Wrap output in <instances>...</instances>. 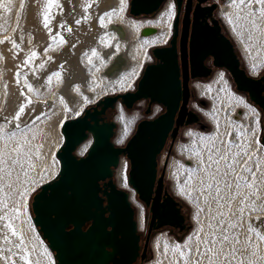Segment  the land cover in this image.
Segmentation results:
<instances>
[{"label":"bare ground","instance_id":"obj_1","mask_svg":"<svg viewBox=\"0 0 264 264\" xmlns=\"http://www.w3.org/2000/svg\"><path fill=\"white\" fill-rule=\"evenodd\" d=\"M91 1L58 0L62 8L50 10V22L45 28L46 0H0V30L7 28L3 33L6 35L13 28L7 37L0 39V170H15L10 176L11 184L21 188L13 200L16 218L9 221H14V227L20 229L18 235L25 240L23 251L32 258L39 248L43 249L47 264H56L54 252L35 226L23 192L35 181L38 186L33 192L58 178L61 162L57 154L65 144L62 131L65 123L79 119L87 108L108 96L134 91L151 58L150 50L168 45L176 13L174 0H166L153 18L141 22L124 13L127 0H123L122 12L121 0L92 1V14H89L83 5ZM253 7L258 16L259 6ZM173 12L169 18L167 14ZM248 12L249 9L234 7L233 0H228L219 4L217 14L242 53L248 74L258 78V69L264 64V20L257 19L261 28L258 31L250 22L256 17L249 16ZM105 13L113 15L105 19L107 26L101 27L100 18ZM77 20L80 23H76ZM146 27L155 28L157 32L142 36L140 32ZM93 50L98 53L95 57L91 56ZM42 62H48L45 70L29 80H20L15 73L17 69L27 73ZM53 73H60L62 82H58ZM192 83L197 96L210 104L208 109L196 103L192 108L206 119L212 130L189 129L185 136L190 142L175 143L173 151L180 159L169 161L166 179L173 181L176 196L182 189L194 191L197 203L191 205L194 211L190 220L197 237L193 240L189 235L185 242H180L166 233L154 235L151 242L154 258L144 264H197V260L200 264H209L210 260L212 264H229L224 256L233 248L235 254L229 256L231 262L235 259L236 264L240 261L264 264V240L255 234L264 236V228L250 230L253 221L264 219V215L261 216L264 213L261 114L244 95L233 89L224 70L215 71L207 82ZM32 101L38 103L39 110H34L38 114L31 125L18 131L13 124L15 116L21 106ZM142 106L143 100L137 107ZM153 110L152 117H155L160 108L156 105ZM3 117L11 120L4 124ZM139 118V109L129 112L117 103L115 145L126 146ZM247 124L250 127H246ZM92 144L90 135L79 145L76 154L84 156ZM166 154V151L162 153L161 164ZM127 166V159L122 156L115 169V179L121 189L128 191L129 200L137 209L138 230L144 233L147 231L145 208L128 183ZM224 236L228 241H223ZM185 245H188L187 250ZM206 245L220 254L215 257L213 253L204 254Z\"/></svg>","mask_w":264,"mask_h":264},{"label":"water","instance_id":"obj_2","mask_svg":"<svg viewBox=\"0 0 264 264\" xmlns=\"http://www.w3.org/2000/svg\"><path fill=\"white\" fill-rule=\"evenodd\" d=\"M165 1L131 0L130 13L133 16L154 14ZM175 1L170 46L152 49L157 62L145 66L136 90L108 96L87 108L79 119L63 126L65 144L57 154L60 174L55 181L42 186L32 201L34 224L55 253L56 264H136L148 254L153 227L185 229L186 217L179 201L165 187L166 163L161 170L159 157L170 139L172 150L182 126L196 124L201 119L190 108V74L193 78L209 77L207 57L213 58L216 67L226 68L237 90L247 93L264 114V74L258 78L250 76L241 67L236 43L222 33L220 19L213 18L212 24L208 22L219 4L228 0L210 5L205 4L211 0ZM183 5L185 17L179 59L177 37ZM156 32L155 28L146 27L140 34L147 36ZM146 99L149 100L147 115L156 103L164 106L165 111L138 122L125 147L115 145L117 126L114 120L103 121L102 116L119 101L132 109ZM200 104L204 106L207 102L200 100ZM90 135L93 137L91 148L84 156H78L77 148ZM122 156L130 163L129 183L152 214L143 246L136 210L129 194L115 180V169Z\"/></svg>","mask_w":264,"mask_h":264},{"label":"rangeland","instance_id":"obj_3","mask_svg":"<svg viewBox=\"0 0 264 264\" xmlns=\"http://www.w3.org/2000/svg\"><path fill=\"white\" fill-rule=\"evenodd\" d=\"M92 1L95 2L96 0H92ZM92 1L89 2V4L92 5V3H93ZM130 1L131 0H127V4H128L127 5V9H124V13H126L128 17H135V18H138L141 22H143V21H146L147 19L153 18L154 15L156 14V13H154V14H150V15L133 16L130 13ZM213 1L214 0H211L210 2H213ZM111 2L113 3L114 0H111ZM174 2L176 3L175 0H174ZM216 2H218V0ZM175 6H176V4H175ZM125 7H126V5H125ZM92 9H93L92 6L90 8H88L87 11H88L89 14H92L91 13L92 11H90ZM175 9H176V7H175ZM217 13H218V11H217ZM173 20H174V18H173ZM222 24H223L224 29H225V32H226L227 31V27L224 25V22H222ZM6 29L4 28V29H1L0 30V39L1 38H4V37H7L8 34L11 32V30L13 28H11L9 30V33H6V35H4L3 33L7 31ZM226 34L229 37H231L228 32H226ZM151 51H152V49L150 50L151 58L149 59V61L147 62V64L156 63V61H157L155 59V57L153 56V54H152ZM236 52L239 54V57H240V60H241V63H242V68H244L247 71V73H248V68H247L246 63H245V61L243 59V56L240 55L242 53L240 52L237 44H236ZM47 65H48V62H42L41 64H38L35 68H33L31 71L28 70L27 73L25 72V70H23L24 71L23 72L21 69H17L15 71V73L19 77L20 80H22V79L29 80L31 77L37 76L39 73H41L42 71H44L45 68L47 67ZM261 67L260 68L262 70L260 68L258 69V74L260 76H261V74H264V64H263V66L261 65ZM226 76H227L228 80L231 82V84L233 86V89L236 92L244 95L249 100V102L251 104H253L259 110V112L261 114L260 115V122H261V135H260V139H261V142H262L263 116H264L263 111L261 110V108L259 106H257L255 103H253L250 100V98H248L249 96H248L247 93L240 92V91L237 90L236 85H235L232 77L228 76V74H226ZM208 80L209 79H204V80H200V81L207 82ZM137 84H138V81L136 82V85H135V89L134 90H136ZM192 95L193 96H192L191 102H190V108L192 110H194L192 107L194 106L195 103L198 104L203 109H208L209 108V106H210L209 102L206 101L205 99L199 98L197 96V93H196V91L194 90L193 87H192ZM44 100H46V98ZM200 100H205L207 102V104L204 105V106L201 105L200 104ZM119 102L122 104L123 108L125 110L129 111V112H131V111H133L135 109H139L140 110V118L137 120L136 125H135V127H134V129L132 131V134L129 136V138H128V140H129L130 137L135 133L138 122H140L141 120L146 119V118H151L152 115H153V113H154V110L152 111V113L150 115H147L146 114L145 110L147 109L148 104H149V100H147V99L146 100H143V106L142 107H137V105H138L137 104L132 109H127L123 105V103L121 101H119ZM156 105H158L159 108H160V110H161V111L159 110V113L158 114H161V113H163L165 111L164 106H162L159 103L154 104L153 105V109H154V107ZM37 106H38V103L36 101L29 102L27 105H25L23 107L24 108L23 112L22 113L19 112L15 116V117L18 116V119L15 118L13 124L15 125V127H16V129L18 131H22V130L26 129L29 125H31V123H33L35 116L38 114V112L34 111L35 109L38 108ZM37 110H39V109H37ZM33 114H35V115L32 116ZM115 114H116V107H114V108H112V109H110L108 111V114H107V122L113 121ZM158 114H155V116L158 115ZM199 115H200V118H201L200 121L198 123H196V124H192V125H189V126L185 127L182 130V132L179 134V136H178V138H177V140H176L175 143H177V142L182 143V144L189 143L190 142V138H187L185 136L186 132L189 129L196 128L199 131H203V132H209V131L212 130V126L209 125V123L206 121V119L203 118V116L200 113H199ZM2 119H4V120L7 119L5 122H4V120L2 121V123H4V124H7V122H9L11 120V119H9L7 117H5V118L3 117ZM246 127H250V125L247 124ZM170 143H171V139L168 141V143H167V145H166V147L164 149V151H166L167 154H166V159H165L164 163L161 164V170L163 169L162 166L166 163V160H167V163H166V169H165V171H167V167H168L169 161L172 158H175V159H178V160L180 159V155L173 151L174 150L173 148L175 146V143L173 144L172 150H170ZM262 144L264 145L263 142H262ZM168 149L170 150V152H168ZM161 156H162V154H161ZM161 156L159 157L160 161H161ZM126 159H127V162H128V166H127V169H128L127 170V177H128V183H129V168H130V163H129V160H128L127 157H126ZM14 171L15 170H11V169L0 170V264H11L10 261H7V260L3 259V257H6V256H10L11 257V260L14 261L15 264H29V262H30V264H47L48 260H47V258L45 256V252L43 251V249L39 248L36 251V253L34 254V256L32 258L26 252L23 251V246H20L21 245V237H20V235H18V234H20V229L17 228V227H14V225H15V222L14 221H13V223L9 221L12 218L13 219L16 218V214H15L16 211L13 210V200H14L15 197H18L19 193L21 192V188H18V187L13 186L11 184L12 181L10 179V176H11V174ZM165 182H166V185H165L166 188L169 190V192H171L172 194H174L175 198L180 203L181 211H182L183 215L186 217V223H185L186 224L185 225L186 227H185V229L183 231L179 230L178 228H171V227H164V228H161L159 230L154 231L151 234L150 246H149L148 254H147L145 260L144 261L139 260L136 264H144L145 262L150 261V260H152L154 258V253L151 250V242H152V239H153L154 235H156L158 233H166L169 238H175L176 240H178L180 242H185V240L188 238L189 235L191 236V239H193V240L197 237L196 232H194V229H193L194 226H192L193 225L192 224V220H190L191 219V216H192V213L194 211V208L191 205L197 203V199H196V196H195L194 191H192L191 189H182L181 191H178L177 192L178 195L176 196L175 193L172 190L173 181L172 180H169V179H166ZM129 185L131 186L130 183H129ZM37 186H38V181H35L34 184L29 185L26 188V190L23 192L24 199H27L28 200L29 210H30V213L32 214V216H33V213H32L33 196L36 193H38L39 190L41 189V187H40L35 192H33V190H35L37 188ZM126 192L128 193V191H126ZM135 192H136V190H135ZM136 198L138 199V201H140L143 204V206L145 208V220H146V225H147L146 226V230H147L148 223L150 221V216H151L150 213L151 212L147 208V206H145V204L143 203V201H141L139 199L137 193H136ZM5 205H7V206H5ZM132 206L135 208V210H136V216H137V209H136V207L134 205H132ZM6 213H9L8 217L5 216ZM263 215H264V213L261 214V216H263ZM249 218L250 217H247V220H251ZM262 218H264V217H262ZM259 220H257V219L255 220V221H259V222H254V221L252 222V229H254L255 231H259L260 227H262V226L264 228V219H259ZM258 223H260V224H258ZM9 224L12 225V228L11 229L8 227ZM12 229H15L16 230V233H17L16 235H13L12 234ZM191 229H192V232L190 231ZM138 232H139V234L142 237L141 245L143 246L147 231H144V233H143V232H140L138 230ZM22 233H23V231H22ZM23 235L26 238V236H27L26 233H23ZM23 241H25V240H23ZM189 243H191V241ZM187 246L188 245H185V249L186 250H187ZM51 251H52V249H51ZM52 253H53V251H52ZM53 254H54V259H55V262H56L55 253H53ZM25 256L27 257V259H24L23 258ZM236 263H237V261L235 259H233L232 262H231V264H236ZM256 264H260V263H256Z\"/></svg>","mask_w":264,"mask_h":264},{"label":"snow or ice","instance_id":"obj_4","mask_svg":"<svg viewBox=\"0 0 264 264\" xmlns=\"http://www.w3.org/2000/svg\"><path fill=\"white\" fill-rule=\"evenodd\" d=\"M253 5H257L259 6L258 7V11H259V15L257 16L256 14V10L254 9ZM92 5L91 4H88L87 2L83 5L84 7V10L85 12H87L88 8H90ZM233 6L234 7H239L241 8V10H243V8H247L249 9V12H248V15L251 16V17H256V19H252L250 22L251 24L253 25V27H255L258 31L261 30L260 28V25L257 24V19L259 20H264V0H238V3H237V0H233ZM53 7H56V8H62V5H60L58 3V0H46L45 4H44V10H43V19H44V26L45 28L48 27L49 25V22H50V19H49V12L50 10L53 8ZM123 0H121V8H120V11L122 12L123 11ZM174 14L173 13H168L167 15H169V18H171V16ZM113 13H105L104 16H102L100 18V24H101V27H106V23H105V19L112 16ZM229 21L231 22V17L229 16ZM76 23H80L79 20L76 21ZM61 27H66V24H61ZM67 30L70 32L71 31V28H67ZM56 37L53 36V40H55ZM2 42V41H0ZM61 43H64L63 41V38L61 37ZM13 44L14 46L15 45V41H13ZM36 54L33 52L32 53V56H35ZM98 53L93 50L92 53H91V56L95 57L97 56ZM85 56H88V53H85ZM91 59H89V63H91ZM42 67V66H41ZM53 76L57 78V81L58 82H62V79H61V74L60 73H53ZM49 80H51V77L49 78ZM28 89L29 91H32L33 89L31 88V85H28ZM77 91H79L78 87L76 89ZM24 110L23 106L20 107L19 111L22 113ZM16 119H18V116L15 117ZM249 171H251V169H249ZM7 206V205H5ZM8 227L11 229L12 228V225L9 224ZM252 231L255 232L254 229H250ZM12 234L13 235H16V230L15 229H12ZM259 239L261 240H264V236H260V234L258 232L255 233ZM223 241H228V237L227 236H224L223 237ZM213 243H216L215 241H213ZM20 246H23V240L21 238V245ZM223 245L221 244V249H222ZM165 250L167 251V247L165 248ZM10 251V250H9ZM197 253H199V248L196 249ZM208 253H213V256H218L220 253L219 252H216L212 247L206 245L205 246V251H204V254H208ZM235 254V248L232 249V251L225 255L224 256V259L227 260L229 262V264H231V261L229 260V256H234ZM255 255V253H254ZM24 259H27V257H23ZM3 259L7 260V261H10L11 264H15L14 261L11 260V257L10 256H6V257H3ZM30 264V262H29ZM197 264H200L199 260H197ZM209 264H212V261L210 260L209 261ZM238 264H242V261L238 262ZM250 264H252V262H250Z\"/></svg>","mask_w":264,"mask_h":264},{"label":"flooded vegetation","instance_id":"obj_5","mask_svg":"<svg viewBox=\"0 0 264 264\" xmlns=\"http://www.w3.org/2000/svg\"><path fill=\"white\" fill-rule=\"evenodd\" d=\"M215 1L213 2H209L205 5H210L212 3H214ZM195 3V1H194ZM219 8V7H218ZM218 8L214 11L213 13V17H210L208 18V22L210 24H212V20L213 18H218V14H217V11H218ZM184 17H185V5H183L182 9H181V12L179 14V24H178V37H177V49H178V53H179V59H180V56H181V37H182V33H183V22H184ZM193 17V15L191 14V18ZM221 24H222V21L220 20ZM222 33H224L225 35L226 32H225V29H224V26L222 24ZM228 36V35H227ZM229 37V36H228ZM167 46H170V44H168ZM237 53V52H236ZM238 57H239V54L237 53ZM240 59V57H239ZM157 62V61H156ZM240 63H241V60H240ZM205 65L211 70V75L209 77H197V78H193L191 77V74H190V86L193 85L192 82L196 81V80H204V79H209L211 78V76L214 74L215 71L217 70H224L226 72V74H228V76L231 77V74L229 73V71L226 69V68H221V67H216L213 63V58L211 56L207 57V59L205 60ZM241 67H242V63H241ZM262 75V74H261ZM191 90H192V86H191ZM193 95H191V98H192ZM190 102H191V99H190ZM100 108V107H99ZM110 110V109H109ZM102 116L103 117V121H107V114H108V111ZM187 127V126H182L179 130V134L182 132V130ZM168 152H170V150L168 149ZM165 185H166V182H165ZM166 187V186H165ZM147 208L150 210V207L147 206ZM150 215H152L150 213ZM150 222H151V216H150V221L148 223V226H150ZM168 227V226H167ZM164 228V227H163ZM173 228V227H171ZM161 229V228H159ZM157 229L156 227H153L152 229V233L156 230H159Z\"/></svg>","mask_w":264,"mask_h":264},{"label":"built area","instance_id":"obj_6","mask_svg":"<svg viewBox=\"0 0 264 264\" xmlns=\"http://www.w3.org/2000/svg\"><path fill=\"white\" fill-rule=\"evenodd\" d=\"M151 118H153V117H151Z\"/></svg>","mask_w":264,"mask_h":264},{"label":"trees","instance_id":"obj_7","mask_svg":"<svg viewBox=\"0 0 264 264\" xmlns=\"http://www.w3.org/2000/svg\"><path fill=\"white\" fill-rule=\"evenodd\" d=\"M33 213V212H32ZM34 215V214H33Z\"/></svg>","mask_w":264,"mask_h":264}]
</instances>
